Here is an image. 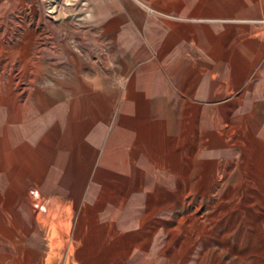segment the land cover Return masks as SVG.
Wrapping results in <instances>:
<instances>
[{
	"label": "crops",
	"instance_id": "0c3cea01",
	"mask_svg": "<svg viewBox=\"0 0 264 264\" xmlns=\"http://www.w3.org/2000/svg\"><path fill=\"white\" fill-rule=\"evenodd\" d=\"M74 1L87 38L0 0L51 26L0 44V264L163 262L155 182L224 176L264 216V0Z\"/></svg>",
	"mask_w": 264,
	"mask_h": 264
},
{
	"label": "rangeland",
	"instance_id": "374dc122",
	"mask_svg": "<svg viewBox=\"0 0 264 264\" xmlns=\"http://www.w3.org/2000/svg\"><path fill=\"white\" fill-rule=\"evenodd\" d=\"M31 1L39 4L43 16H58L56 23L58 32L72 33L74 36L79 34L86 38L87 35L95 33L92 24L81 21L82 7L79 5L82 3L80 4L79 1ZM37 11L33 7H14L8 11L7 8H0V19L2 16L4 18V21H0V44L6 47L10 45L9 42H16V40L4 39V35L9 34L23 35L24 32L32 34L37 31L39 38L46 36L51 26L47 22L38 24L34 21ZM2 58L5 57H0V65ZM186 148L184 163L191 166V173L194 172V166L199 161L196 155L188 160L190 151L188 146ZM240 156L239 153L236 160L240 159ZM181 163L178 166L176 159L172 160L171 170L175 171L182 167ZM208 164L211 163L207 161L205 165ZM223 178L224 176H219L218 181L212 184L201 182L196 185L195 191H186L184 196L175 185V189L171 184L168 189L165 184L154 183L153 193L148 195L147 202L153 208V214L149 219L153 223L151 227H153L152 234L156 241L154 244L160 246L159 250L157 249L160 252L158 257L161 258L160 260L163 259V262L158 264H264V216L253 209L254 200L248 201L242 198L243 184L225 183ZM190 179L191 177L188 176L187 180ZM132 185L133 183L129 180L126 187H122L123 192L132 189ZM163 208H171L168 217L159 215L158 210ZM175 213L183 216L182 227L183 224L187 225L184 234H182L184 231L182 227L180 233L171 227L169 229L166 227L174 223ZM158 226H160L159 230ZM158 236H162L159 241ZM128 245L130 243L126 244V250ZM158 246L154 245L151 250L156 251Z\"/></svg>",
	"mask_w": 264,
	"mask_h": 264
}]
</instances>
